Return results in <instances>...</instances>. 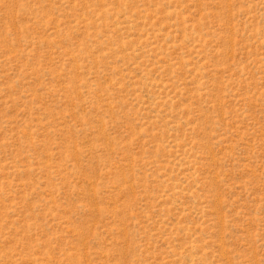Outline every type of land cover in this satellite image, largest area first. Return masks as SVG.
Masks as SVG:
<instances>
[{
	"label": "rangeland",
	"instance_id": "obj_1",
	"mask_svg": "<svg viewBox=\"0 0 264 264\" xmlns=\"http://www.w3.org/2000/svg\"><path fill=\"white\" fill-rule=\"evenodd\" d=\"M0 264H264V0H0Z\"/></svg>",
	"mask_w": 264,
	"mask_h": 264
}]
</instances>
